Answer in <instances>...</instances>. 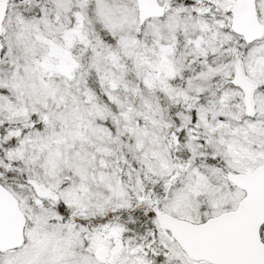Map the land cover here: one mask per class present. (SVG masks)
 Listing matches in <instances>:
<instances>
[{
    "label": "rangeland",
    "instance_id": "obj_1",
    "mask_svg": "<svg viewBox=\"0 0 264 264\" xmlns=\"http://www.w3.org/2000/svg\"><path fill=\"white\" fill-rule=\"evenodd\" d=\"M158 1L164 17L139 26L135 0H0V124L24 125L0 156L56 191L66 217L28 185L12 188L25 243L0 253V264H147L110 236L117 228L92 232L78 216L128 200L139 173L167 183L158 210L190 221L218 215L242 195L226 172L264 165V36L245 44L230 31L235 0ZM257 12L264 24V0ZM236 57L259 84L253 118L231 82ZM88 72L104 101L88 89ZM174 129L186 154L176 156ZM152 223L167 252L161 264H204ZM103 245L111 257L100 263Z\"/></svg>",
    "mask_w": 264,
    "mask_h": 264
},
{
    "label": "water",
    "instance_id": "obj_2",
    "mask_svg": "<svg viewBox=\"0 0 264 264\" xmlns=\"http://www.w3.org/2000/svg\"><path fill=\"white\" fill-rule=\"evenodd\" d=\"M138 24L164 16L165 6L157 0H136ZM6 6L0 5V24ZM231 31L246 44L264 35V25L258 21L256 0H236L231 8ZM233 84L243 93L245 113L255 115L253 94L258 85L244 72L242 59L233 62ZM229 183L244 192L237 207L194 223L155 210L156 220L170 234L186 256L209 264H264V165L251 173H227ZM40 198L59 199L58 194L34 180L28 181ZM26 217L17 198L0 183V253L17 249L25 241ZM111 255L107 246L95 251V257L105 262Z\"/></svg>",
    "mask_w": 264,
    "mask_h": 264
},
{
    "label": "trees",
    "instance_id": "obj_3",
    "mask_svg": "<svg viewBox=\"0 0 264 264\" xmlns=\"http://www.w3.org/2000/svg\"><path fill=\"white\" fill-rule=\"evenodd\" d=\"M174 4L191 8H196L198 5L197 0H176L171 5ZM86 81L93 96L99 101H104L105 96L101 86L92 72H88ZM23 129L24 125L0 124V149L14 143V133H19ZM173 132L175 138L170 143L176 147V156L177 152L186 154L185 135L181 133V130L174 129ZM29 178V174L25 172L19 160L10 161L0 156V182L4 186L16 189L22 184L26 185ZM130 187L133 194L128 196V200L105 203L101 208L89 207L86 211H82V216H78L81 219L77 220L80 224L89 223L86 226L92 232H105L117 228L119 230L117 235L129 254L143 256L147 263L161 264V260L165 259L167 252L153 236L152 221L154 220L153 209L158 204L157 196L167 192V183L162 179L147 178V175L139 173L135 183H131ZM53 205L59 206V213L63 218H66L63 206L59 202L53 203ZM201 220L203 218L193 221Z\"/></svg>",
    "mask_w": 264,
    "mask_h": 264
}]
</instances>
